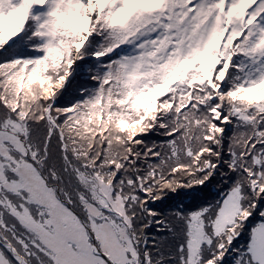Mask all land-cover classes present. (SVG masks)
Segmentation results:
<instances>
[{
	"label": "snow or ice",
	"instance_id": "snow-or-ice-1",
	"mask_svg": "<svg viewBox=\"0 0 264 264\" xmlns=\"http://www.w3.org/2000/svg\"><path fill=\"white\" fill-rule=\"evenodd\" d=\"M0 264H264V0H0Z\"/></svg>",
	"mask_w": 264,
	"mask_h": 264
}]
</instances>
